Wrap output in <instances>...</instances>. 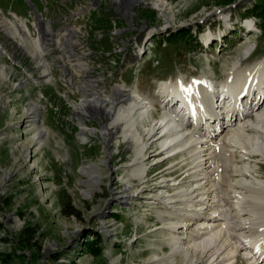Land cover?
Masks as SVG:
<instances>
[{
	"label": "rangeland",
	"instance_id": "obj_1",
	"mask_svg": "<svg viewBox=\"0 0 264 264\" xmlns=\"http://www.w3.org/2000/svg\"><path fill=\"white\" fill-rule=\"evenodd\" d=\"M30 1L42 13L40 24L45 26V1ZM256 1L138 0L128 10L123 5H118L116 10L111 0H103L99 9L91 16L90 13L85 15L83 21L91 27L89 37H97L98 32L100 37L109 38L110 44L107 38L94 40L100 41L96 43L99 46L110 48L113 45L114 48L118 43L131 42V67H135L128 69L122 80L130 84L137 78V93L156 106L161 101L158 93L163 97L162 83L170 82L172 88L177 89L181 80L189 83L203 78L220 89L231 80L234 64L239 62L245 49L252 50V54L236 70L252 71L264 64V36L259 30L250 33L245 30L249 21L256 23L245 14ZM46 2L51 13L49 16H52L55 2ZM73 2L66 3L70 10L74 9ZM260 3L264 8V0ZM161 5L163 8L159 11ZM0 9L3 13L10 10L21 18L29 19V34L31 38L35 37L38 24L33 7L23 0H0ZM30 9L33 11L29 17ZM126 11L131 14H123ZM0 14L7 20L11 19L9 14L12 13L5 16L0 11ZM96 29L101 30L93 31ZM184 32L190 34L188 44L178 38L166 40L168 36L174 38ZM112 33H117L118 37L110 39ZM151 33L154 36L149 43L150 51L141 57L138 43ZM202 41L206 44L202 45ZM215 43L216 47L213 46ZM96 44L93 43L94 49ZM20 46L17 48L16 42L11 44V39H4L0 33V264H156L153 262L157 258L168 257L172 251L167 241L168 233L156 230L155 226L169 225L160 223L157 217L161 210L170 207L168 203L174 201L162 199L168 192L172 195L177 191L170 190L173 181L186 184V181L194 180L192 176L183 179L186 174L196 171L191 169L194 163L182 161L189 154L178 156L165 165L152 166L156 156L145 149L140 160L143 162L140 172L144 173L139 177L132 176L133 169L138 166L134 165L135 145L124 140L121 134L101 135L102 126L106 123L103 116L85 117L88 137L85 143L80 141L79 118L71 106L78 102L79 97L65 98L63 94L68 91L67 85L57 70L52 72L51 82L45 83L40 78L41 71L34 69L35 53L28 51L26 44ZM19 49L24 51L22 55ZM89 49L96 68H104L103 57L92 53L91 45ZM111 55L110 60L119 64L122 55L120 59ZM137 58L140 61L136 62ZM42 61L51 64L47 55L42 57ZM110 65L105 66L103 79H111L117 70L123 72L121 65ZM96 77L94 80L99 79ZM253 87L255 92L261 89ZM32 103L38 105L35 117L29 116ZM162 114L155 109L150 112L148 121L143 124L137 121L146 146H154L156 150H159L157 142L160 140L151 145L154 138L146 133ZM38 129L45 130L46 136L37 141L34 137ZM226 129L219 141L226 135ZM93 130L95 132L92 133ZM216 152L223 160L224 168L219 167V174L225 175L224 181L237 183L243 175L248 180L264 181L263 157L244 161L228 145L224 151L216 148ZM87 165L98 166L101 171L99 182L91 187L89 195L84 185L88 177L81 172V168ZM246 165L251 168L243 174ZM146 180L152 182L144 184ZM169 181L170 185L167 184ZM190 187L186 186V189ZM233 188L223 187L229 202H235L237 195L248 194L241 188ZM127 196L134 198L128 200ZM202 196V191L190 195L198 199ZM198 206L191 208L194 210ZM234 211L238 224L245 225L250 219L246 216L244 223L238 218L241 211ZM96 235L100 236L98 240ZM94 246L97 247L91 251ZM181 261L177 258L170 264H180ZM238 264L242 263L239 261Z\"/></svg>",
	"mask_w": 264,
	"mask_h": 264
},
{
	"label": "bare ground",
	"instance_id": "obj_2",
	"mask_svg": "<svg viewBox=\"0 0 264 264\" xmlns=\"http://www.w3.org/2000/svg\"><path fill=\"white\" fill-rule=\"evenodd\" d=\"M102 1L82 0L73 2L68 0L61 2V0H54L56 7L52 16H49L47 9L44 8L45 24H43L45 26L43 27L39 26L42 16L34 14L38 24L37 27L35 25L36 28L33 26L36 32L35 37L31 38L27 29H24L23 32L30 37V40H37V36H40V46L36 45L33 48V44L28 40H20V45L26 44L27 50H31L33 54L35 53L33 59L35 60L34 69L35 71H41L40 78L44 79L45 83L51 82L52 72L58 70V58H49L51 64L42 61V57L44 55L48 56L46 52L50 51V47L54 44L52 41H58L60 35L71 32L75 19L84 18L85 15L97 11L99 6L95 5V2L101 4ZM59 2H61L60 5ZM68 2L74 3L73 10L67 8L66 3ZM111 2L115 5L116 10L119 8L118 5L120 7L123 5L128 10L138 0H111ZM160 7L159 11L162 10L163 5ZM58 9L59 12L56 13ZM123 14L130 15L131 13L126 11ZM3 15L8 16V13ZM9 17L11 18L9 20H15L16 18L14 14H9ZM166 20L169 22V19ZM15 21L13 22V29H10V35L17 38V33L19 34L21 31L17 28L18 19ZM25 22L26 20L23 21L21 28L25 27ZM90 29L88 22L78 21L76 36H88ZM117 37V33L110 34V39ZM143 44L144 46L139 49V55L142 51L146 52L150 48L148 40H145ZM82 45L83 37H75L74 47H82ZM115 47H118V49H115ZM115 47L113 48L112 45L113 49L106 51L110 52L106 53L107 59L110 60L111 54L115 58H119L120 55L122 57L119 58V64L113 61L112 65H108H121L120 67L125 65L124 69L131 67L133 59L129 54L133 50L131 42L129 41L128 44L125 42L118 43ZM17 48H19V45H17ZM19 50L22 51V49ZM245 50L246 52L242 54L239 62L234 64L231 80L221 86L220 89H216L210 81L203 78L192 80L189 83L181 80L177 85V89L172 88L170 82L162 83L163 97L166 100L163 103V114L160 120L153 121L151 128L146 133V135H150V138H154L151 140V145H155V142L160 140L157 142V145H160L158 146L159 150H156L154 146L147 147L144 137L139 131L137 121H141L140 124H143L142 122L145 120L148 121V117H151L152 104L147 98H142L136 89L130 91L125 87H119L112 89L111 92H106L102 88H95L99 87V79L94 80L97 77L91 75V73H84L83 84H78L77 89H72V97H79L78 102L73 103L71 106L73 112L79 118L80 141L85 143L88 137L86 136L87 129L84 124L85 117L103 116L106 123L102 126L101 135L108 137L109 134L113 133L121 134L124 140L135 145L136 156L134 160L136 162L134 165L138 164V166L133 169L132 176L139 177L141 173L140 171L143 168L141 163L143 162H140V160L144 157L145 149L150 150V153L152 152V155L157 157L166 155V163L178 156L184 157L188 153L189 157L182 161H190V163L195 164L191 169H196V171L193 172L192 170L193 173L186 174L183 177L184 179L192 176L194 180L186 181V184L174 180L173 184L170 185V190L177 189V191L172 195L165 191L167 195L162 197V199L174 200L168 203L170 207H166L164 211L161 210L157 217L160 223L169 225L167 227H155L156 230H164L168 233L167 241L172 247V251L168 254V257L157 258L153 263L170 264L174 259L180 258L182 259L180 264H238L239 261L242 264H264V181L245 178L243 174H247L246 171L251 168L247 165V167H243L242 171L244 172L240 181L237 183L224 181L226 180V177H223L225 175L219 174V167L224 168L222 166L223 160L218 157L219 154L216 152V148L219 147L221 151H224L228 145V147L236 150V153L243 157L244 161L253 157L264 158V111L260 112V108H258V110H255L254 119H252L244 117L247 109L240 105L246 96H251V98L255 95L264 96V64L261 63L252 71L236 70L238 65L252 53V50ZM21 51L22 55L24 51ZM83 56L90 57V61L93 59L89 45H83ZM61 68L65 73H68L69 69L63 66ZM85 72H92V62H85ZM30 80L34 81L35 79L30 78ZM253 86L262 88V90L259 89L255 92ZM63 95L67 100H70L66 96V92ZM251 102L253 101L250 100L247 105L249 109L253 110L258 102L253 107H251ZM221 104H226L229 107L227 121L226 118L221 117L222 126L213 117L215 112L219 113L218 107ZM37 110V104H30L29 116L35 117L33 115ZM223 113L227 112L223 111ZM223 113L220 114L224 116ZM210 119H214L213 122H209ZM215 121L216 124H214ZM224 129L227 130V133L219 141ZM44 136H46V131L38 129L34 139L38 141ZM170 154L176 155L170 160L168 159ZM216 159L219 160V164ZM153 160L155 161L153 164L156 163V159ZM81 172L88 177L84 185L87 187V194L89 195L92 193L91 187L99 182L100 168L95 165H87L81 168ZM142 173L144 172L142 171ZM151 182L152 180H146L144 184H150ZM189 185L191 187L186 189V186ZM226 186L231 189H234L233 187L241 188L248 194L244 196L237 195L234 198L235 202H229L225 198V191L223 190V187ZM198 191H202L204 195L202 199L207 203V212L204 214L194 212L195 209L191 208L200 205L199 202L202 199L190 197ZM130 198L134 197L127 196L128 200ZM176 198L181 200L176 201ZM148 203L152 204L151 201ZM235 209L241 211L238 218L244 220V223L246 216L250 218L245 225L236 222L237 216L233 214ZM188 217L190 218L187 219ZM191 227L193 228L190 230Z\"/></svg>",
	"mask_w": 264,
	"mask_h": 264
},
{
	"label": "built area",
	"instance_id": "obj_3",
	"mask_svg": "<svg viewBox=\"0 0 264 264\" xmlns=\"http://www.w3.org/2000/svg\"><path fill=\"white\" fill-rule=\"evenodd\" d=\"M45 1V0H44ZM68 1V0H61ZM59 2V5L60 3ZM46 3V2H45ZM95 5L100 6V2H95ZM59 12V9L56 13ZM16 20V18H15ZM15 20H7L6 17L0 15V33L4 36V39H11V44L16 42V45L20 47V40H28L33 44V48L37 45L40 46V36H37V40H30V37L25 34V32L17 33V38H10V29H13V22ZM78 21H83V17L76 18L74 24L72 25L71 32L60 35L58 41H52L54 44L50 47V51L46 52L49 58H58V70L57 72L63 76V81L67 85L68 91H66V96L72 97V89H77L78 84H83V74L91 73V75L99 76V87L105 91H110L115 88H124L121 83V70H117L116 73H112L111 79H103V72L107 64H113V60H108L106 57V51L103 48L92 49V53H98L104 59V68H96L93 65V61H90V57L83 56V45H91L94 40H102L104 37H100L97 32V37L88 36H76V29H78ZM83 37L82 47H74V38ZM16 40V41H15ZM66 44V45H63ZM15 45V44H14ZM63 45V46H62ZM4 46V45H3ZM46 48V47H45ZM53 55V56H52ZM62 62V63H59ZM85 62H92V72H85ZM69 69L68 73H65L61 66ZM116 68V67H115ZM120 69V67H119ZM112 81H114L112 83Z\"/></svg>",
	"mask_w": 264,
	"mask_h": 264
},
{
	"label": "trees",
	"instance_id": "obj_4",
	"mask_svg": "<svg viewBox=\"0 0 264 264\" xmlns=\"http://www.w3.org/2000/svg\"><path fill=\"white\" fill-rule=\"evenodd\" d=\"M247 13H245L248 17L252 18L254 21H256V25H257V28L260 32V35L261 36H264V19L261 18V16H264V8L263 6L261 5L260 3V0H257L254 5H252L250 8H248L246 10ZM169 37V36H168ZM167 37V41H171V39H182L183 43H186L188 44L189 40L187 39V37L190 38V34L188 32H184V33H180V34H177L176 36H174V38H168ZM70 214L73 215V213H71L70 211ZM96 238L97 240L100 238L99 235H96ZM85 244H87L89 246L88 243L85 242ZM96 244V243H95ZM94 245V243L92 244ZM97 246H94L92 247L91 251H93Z\"/></svg>",
	"mask_w": 264,
	"mask_h": 264
}]
</instances>
